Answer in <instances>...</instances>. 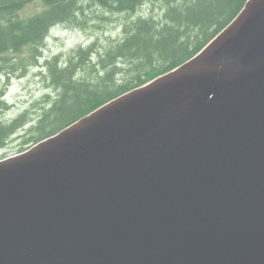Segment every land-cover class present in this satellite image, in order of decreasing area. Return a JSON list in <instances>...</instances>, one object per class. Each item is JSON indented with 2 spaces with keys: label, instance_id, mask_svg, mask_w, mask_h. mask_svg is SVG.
I'll list each match as a JSON object with an SVG mask.
<instances>
[{
  "label": "water",
  "instance_id": "1",
  "mask_svg": "<svg viewBox=\"0 0 264 264\" xmlns=\"http://www.w3.org/2000/svg\"><path fill=\"white\" fill-rule=\"evenodd\" d=\"M0 264H264V0L0 160Z\"/></svg>",
  "mask_w": 264,
  "mask_h": 264
},
{
  "label": "trees",
  "instance_id": "2",
  "mask_svg": "<svg viewBox=\"0 0 264 264\" xmlns=\"http://www.w3.org/2000/svg\"><path fill=\"white\" fill-rule=\"evenodd\" d=\"M34 0H0V71L24 73L36 63L51 31L59 25L85 26L84 3L115 15H134L147 4L159 13L124 24L123 37L98 50L78 47L63 65L44 64L45 81L55 92L39 115L25 111L0 122V154L14 136L19 153L56 134L109 101L170 72L200 52L241 11L247 0H40L29 17L19 12ZM4 105L0 101L1 106ZM3 158H6L3 156ZM1 158L0 160H2Z\"/></svg>",
  "mask_w": 264,
  "mask_h": 264
},
{
  "label": "rangeland",
  "instance_id": "3",
  "mask_svg": "<svg viewBox=\"0 0 264 264\" xmlns=\"http://www.w3.org/2000/svg\"><path fill=\"white\" fill-rule=\"evenodd\" d=\"M85 26L59 25L53 29L45 42L36 63L27 66L24 73H4L0 71V101L4 105L0 109V122H8L17 118L25 111H30L32 117L39 115L41 104L45 95L54 98L55 92L47 86L45 81L44 64L55 57L63 65L68 60L72 51L78 47H87L93 43L98 44L102 51L108 43L123 37L124 24L136 20L140 16L156 15L158 5L147 4L134 15H115L105 12L100 8L84 3ZM41 10L40 0H34L19 12L20 17H29ZM20 137L14 136L7 142L6 149L0 154L11 157L17 155L23 147ZM4 159V158H3Z\"/></svg>",
  "mask_w": 264,
  "mask_h": 264
}]
</instances>
